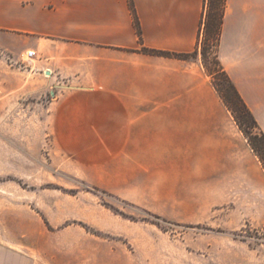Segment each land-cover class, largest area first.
I'll list each match as a JSON object with an SVG mask.
<instances>
[{"label": "crops", "instance_id": "crops-1", "mask_svg": "<svg viewBox=\"0 0 264 264\" xmlns=\"http://www.w3.org/2000/svg\"><path fill=\"white\" fill-rule=\"evenodd\" d=\"M132 3L141 41L130 0H0V48L14 63L35 52L21 71L0 69L1 99L18 95L23 113L41 112L58 167L147 211L179 210L189 199L194 205L246 186L255 191L263 169L200 59L142 51L198 49L205 0ZM218 56L264 133V0H226ZM72 204L38 211L51 228L47 258L110 264V253L85 247V229L66 223L119 237L129 236L127 225L102 211L80 214ZM32 207L14 212L27 237L34 235ZM5 243L0 264H31Z\"/></svg>", "mask_w": 264, "mask_h": 264}, {"label": "rangeland", "instance_id": "rangeland-1", "mask_svg": "<svg viewBox=\"0 0 264 264\" xmlns=\"http://www.w3.org/2000/svg\"><path fill=\"white\" fill-rule=\"evenodd\" d=\"M203 41L204 38L198 46L197 57L213 74L230 105L227 110L219 99L222 109L232 119L233 126L245 134L246 137L240 131L246 141L254 145L264 164V150L254 139L255 131L249 128L234 105L230 91L216 75L214 42L210 41L206 47L203 62ZM9 57L10 53L0 48V69L18 72L28 64L26 55L20 63L11 62ZM1 98L0 95V241L27 256L31 264L61 262L59 258H47L46 253L53 245L49 235L46 236L51 228L38 215L44 207L55 212L54 204L58 201H72V209L80 214L94 210L105 212L127 225L129 236L119 237L96 231L84 223H66L85 229L89 241L85 247L110 253V264H264V170L255 191L246 186L244 191L229 197L196 199L194 205L189 199L179 210L147 211L98 190L76 174L58 167L49 155L50 144L43 139L45 127L39 123L40 117L43 118L41 112L32 107L31 112L23 113L18 95ZM32 204L34 235L27 237L14 212L17 209L21 212L23 207H32Z\"/></svg>", "mask_w": 264, "mask_h": 264}, {"label": "trees", "instance_id": "trees-1", "mask_svg": "<svg viewBox=\"0 0 264 264\" xmlns=\"http://www.w3.org/2000/svg\"><path fill=\"white\" fill-rule=\"evenodd\" d=\"M130 10L133 15L134 19V26L137 31V34L139 36V41L142 40L141 38V32L139 28V21L137 19V16L134 12L133 9V3L132 0H130ZM226 8V0H205V18H204V23L200 29V34H202V38H204V46L202 49V60L204 62V58H206V47H209V42L212 41L214 42V47H215V52H214V63L215 66L217 67V72L216 75L218 76V79H220L228 90L230 91L231 94V99L234 102V105L236 106L238 112L244 117V119L247 121V124L249 128L253 131L254 133V139L261 145V147L264 150V133L259 127V123L253 116V114L250 112L247 104L243 100V98L240 96L238 93L239 91L237 88L234 86V84L231 82L230 77L228 76V73L224 70L222 65L220 64L218 58V45L220 42V34H221V25H223V18H224V11ZM214 37V39L212 38ZM142 51L148 55H153V56H163L165 58H175V59H182L183 61L185 60H190L197 58V52L198 49H196L193 53L187 54V55H182V54H171V53H165L164 51H154V50H148V48L142 49ZM204 70L206 72V75L210 78V83L212 87L214 88V92L217 94L218 98L220 101L224 104L227 110H230V105L226 99V97L222 94V91L220 90L219 86L216 83V79L212 77V73H210L207 70V67L204 63H202ZM241 131V130H240ZM242 132V131H241ZM243 133V132H242ZM245 136V134L243 133ZM246 137V136H245ZM248 146L250 147L251 151L253 154L258 158L262 165V169L264 170V164L262 163V157L258 153V151L255 149L254 145L249 141L247 142ZM95 190V189H94ZM96 191V190H95ZM105 194V192H103ZM154 218L161 220L159 216H155ZM162 221V220H161ZM165 222V221H163Z\"/></svg>", "mask_w": 264, "mask_h": 264}, {"label": "built area", "instance_id": "built-area-1", "mask_svg": "<svg viewBox=\"0 0 264 264\" xmlns=\"http://www.w3.org/2000/svg\"><path fill=\"white\" fill-rule=\"evenodd\" d=\"M34 53L32 50L28 51L25 55L27 57V62H30L31 58L33 59Z\"/></svg>", "mask_w": 264, "mask_h": 264}]
</instances>
